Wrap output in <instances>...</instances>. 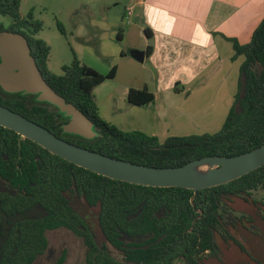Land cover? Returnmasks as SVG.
I'll return each mask as SVG.
<instances>
[{
  "label": "trees",
  "instance_id": "1",
  "mask_svg": "<svg viewBox=\"0 0 264 264\" xmlns=\"http://www.w3.org/2000/svg\"><path fill=\"white\" fill-rule=\"evenodd\" d=\"M20 1L0 0V14L12 18L8 27L0 24V31L19 32L26 38L44 80L93 122L97 136L85 139L64 133L62 124L68 118L55 106L36 101L35 95L0 88V103L6 107L70 143L154 167L180 166L206 155L233 156L264 143V18L248 43L228 38L233 57L243 55L244 60L233 103L220 128L161 141L139 130H121L100 117L93 88L112 78L115 66L100 73L73 55L61 74L49 71L50 47L36 36L41 22L32 11L20 16ZM151 49L148 44L146 56ZM152 100L145 86L127 92L129 104L146 105ZM259 189L264 190V165L227 183L200 189L191 199V189L138 185L76 166L0 126V264H35L47 248L45 230L60 227L82 238L86 249L79 264H172L178 257L186 264H199L202 253L216 249V233L224 240H235L218 211L223 199L242 197L264 206L262 198L248 200ZM71 194L85 208L94 207L92 219L73 208ZM35 208L38 215L31 216ZM66 253L62 249L53 264H64Z\"/></svg>",
  "mask_w": 264,
  "mask_h": 264
},
{
  "label": "crops",
  "instance_id": "2",
  "mask_svg": "<svg viewBox=\"0 0 264 264\" xmlns=\"http://www.w3.org/2000/svg\"><path fill=\"white\" fill-rule=\"evenodd\" d=\"M263 18L264 0H127L113 22L116 37L128 49L145 51L148 44L152 49L143 62L119 48L118 56L110 54L128 67L112 65L114 76L93 88L100 117L161 141L217 131L233 103L244 60L233 57L228 38L248 43ZM107 80L113 83L105 85ZM144 86L153 100L129 104L128 90Z\"/></svg>",
  "mask_w": 264,
  "mask_h": 264
},
{
  "label": "rangeland",
  "instance_id": "3",
  "mask_svg": "<svg viewBox=\"0 0 264 264\" xmlns=\"http://www.w3.org/2000/svg\"><path fill=\"white\" fill-rule=\"evenodd\" d=\"M126 2L127 0H21L19 15L26 17L28 12L32 11L33 18L41 22V29L36 36L43 39L50 47L47 68L52 73L61 74V67L70 63L73 55L87 66H93L98 72L107 73L115 64L128 67L123 62L125 60L117 57L118 48L124 50L127 55L131 49L125 47L124 43L116 37V29L113 28L115 27L113 22H117ZM11 23L10 16L0 14V24L4 28ZM113 51L117 53V56L110 55ZM105 83L108 85L113 81L107 80ZM263 192L262 189L254 191L248 200L254 196L256 199L262 198L264 203ZM229 199H223L218 211L222 215L221 220L225 223V227H229L230 231L235 233L234 236L245 251H241L233 244L225 243L220 236L216 235L218 253L206 257L205 264H264V219L260 218L259 214L263 213L264 206L260 208L242 197ZM70 201L76 210L83 212L84 204L79 197L71 194ZM93 209L94 207L86 209L90 219L93 216ZM38 212L35 208L30 211V215H38ZM246 215H251L253 218L258 232L251 231L257 235L249 233V228H244L237 223L235 226L231 225L236 220L246 218ZM45 235L48 242L47 248L35 264H53L62 249L67 250L64 264H79L83 261L85 245L82 238L71 230L63 227L47 229ZM249 257L255 261L250 260ZM173 264H184V261L176 259Z\"/></svg>",
  "mask_w": 264,
  "mask_h": 264
},
{
  "label": "water",
  "instance_id": "4",
  "mask_svg": "<svg viewBox=\"0 0 264 264\" xmlns=\"http://www.w3.org/2000/svg\"><path fill=\"white\" fill-rule=\"evenodd\" d=\"M129 55L136 61L143 62L145 51L131 49ZM0 88L11 94L35 95L36 101L55 106L68 118L62 124L64 133L85 139L97 136L93 122L47 84L30 54L26 38L19 32L0 31ZM0 126L76 166L128 183L191 189V199L200 189L227 183L264 165V143L237 155H206L180 166L154 167L132 163L70 143L1 103Z\"/></svg>",
  "mask_w": 264,
  "mask_h": 264
},
{
  "label": "flooded vegetation",
  "instance_id": "5",
  "mask_svg": "<svg viewBox=\"0 0 264 264\" xmlns=\"http://www.w3.org/2000/svg\"><path fill=\"white\" fill-rule=\"evenodd\" d=\"M6 187V186H5ZM251 203V202H250ZM253 204V203H252ZM71 205H72V203H71ZM253 205H257L258 207H260V208H262L263 206H261V204H253ZM85 203H84V205H83V212H80V213H85V215L87 216V214H86V209L87 208H85ZM74 208V207H73ZM75 209V208H74ZM89 209V208H88ZM76 210V209H75ZM85 210V211H84ZM78 211V210H77ZM260 214V218H262V219H264V211H263V213H259ZM239 224L240 226H242V227H247V228H249L250 229V231H249V233H254V234H256L255 232H258V230H257V228L255 227V224H254V221H253V218L251 217V215H246V218H243V219H240L239 221H235V222H233L231 225L232 226H235V224ZM228 229H229V232H231L230 231V228L228 227ZM251 230H254L255 232H253V231H251ZM232 233V235L234 236V234L235 233H233V232H231ZM259 234V233H258ZM216 235H218V236H220V234H216ZM215 235V236H216ZM257 235V234H256ZM221 237V236H220ZM148 237H145L144 239H147ZM137 239V238H136ZM221 239L225 242V243H229V244H233V245H235L236 247H238L241 251H245L244 250V247L242 246V244L239 242V240L234 236V239L235 240H224L222 237H221ZM215 242H216V239H215ZM263 245H264V241H263ZM111 253H112V255H114L116 258H120L121 256V254L118 252V251H116V250H111ZM217 253H218V245H217V242H216V249L214 250V251H210V250H206L204 253H202L201 254V256L198 258V263L199 264H205V258L206 257H211V256H214V255H217ZM178 260H180V259H182V258H180V257H178L177 258ZM249 259L250 260H254L252 257H249ZM174 260H176V259H174ZM173 260V261H174ZM173 261H172V264H173ZM184 261V260H183ZM255 261V260H254ZM184 264H186V262L184 261ZM259 264V263H258Z\"/></svg>",
  "mask_w": 264,
  "mask_h": 264
},
{
  "label": "built area",
  "instance_id": "6",
  "mask_svg": "<svg viewBox=\"0 0 264 264\" xmlns=\"http://www.w3.org/2000/svg\"><path fill=\"white\" fill-rule=\"evenodd\" d=\"M126 14H127V15L131 14V9H127V10H126Z\"/></svg>",
  "mask_w": 264,
  "mask_h": 264
}]
</instances>
